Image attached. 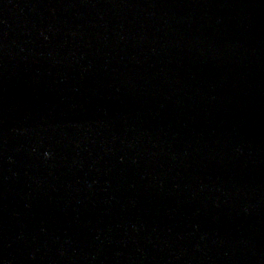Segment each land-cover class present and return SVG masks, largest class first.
I'll list each match as a JSON object with an SVG mask.
<instances>
[{"label":"water","instance_id":"water-1","mask_svg":"<svg viewBox=\"0 0 264 264\" xmlns=\"http://www.w3.org/2000/svg\"><path fill=\"white\" fill-rule=\"evenodd\" d=\"M0 264H264V0H0Z\"/></svg>","mask_w":264,"mask_h":264},{"label":"clouds","instance_id":"clouds-1","mask_svg":"<svg viewBox=\"0 0 264 264\" xmlns=\"http://www.w3.org/2000/svg\"><path fill=\"white\" fill-rule=\"evenodd\" d=\"M45 155L47 156V155H48V153H45Z\"/></svg>","mask_w":264,"mask_h":264}]
</instances>
